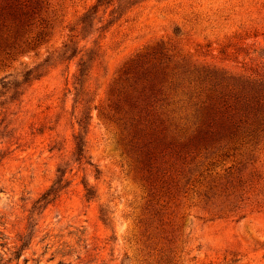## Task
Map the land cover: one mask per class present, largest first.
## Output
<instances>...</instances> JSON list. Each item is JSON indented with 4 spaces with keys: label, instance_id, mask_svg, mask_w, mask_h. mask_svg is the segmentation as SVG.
I'll list each match as a JSON object with an SVG mask.
<instances>
[{
    "label": "rangeland",
    "instance_id": "obj_1",
    "mask_svg": "<svg viewBox=\"0 0 264 264\" xmlns=\"http://www.w3.org/2000/svg\"><path fill=\"white\" fill-rule=\"evenodd\" d=\"M47 1L39 45L0 65V264H264V138L158 194L111 109L155 45L264 74V0Z\"/></svg>",
    "mask_w": 264,
    "mask_h": 264
},
{
    "label": "trees",
    "instance_id": "obj_2",
    "mask_svg": "<svg viewBox=\"0 0 264 264\" xmlns=\"http://www.w3.org/2000/svg\"><path fill=\"white\" fill-rule=\"evenodd\" d=\"M47 10V0H0L1 66L39 45ZM170 58L161 44L136 55L111 101L130 150L158 194L169 193L168 172L182 175L185 168L201 166L198 159L216 158L208 162L209 171L264 138V74L177 66ZM82 149L77 146L80 158ZM169 263L166 258L164 264Z\"/></svg>",
    "mask_w": 264,
    "mask_h": 264
}]
</instances>
